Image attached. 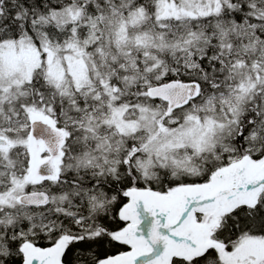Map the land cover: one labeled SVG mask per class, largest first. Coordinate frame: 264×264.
<instances>
[{"label":"snow or ice","instance_id":"snow-or-ice-1","mask_svg":"<svg viewBox=\"0 0 264 264\" xmlns=\"http://www.w3.org/2000/svg\"><path fill=\"white\" fill-rule=\"evenodd\" d=\"M0 264H264V0H0Z\"/></svg>","mask_w":264,"mask_h":264}]
</instances>
